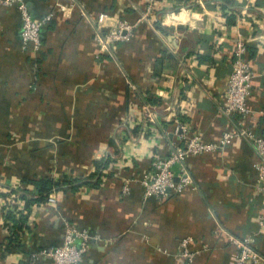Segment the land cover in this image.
<instances>
[{
    "label": "crops",
    "instance_id": "crops-1",
    "mask_svg": "<svg viewBox=\"0 0 264 264\" xmlns=\"http://www.w3.org/2000/svg\"><path fill=\"white\" fill-rule=\"evenodd\" d=\"M23 1L50 21L35 51L18 10L0 6V264H50L37 252L61 240L65 222L93 237L82 264H178L185 237L194 264H234L230 236L248 239L264 264L259 157L238 135H264V0ZM101 13L134 26L115 50L100 48ZM240 36L253 73L248 113L225 116L216 109ZM178 123L186 140L232 137L173 168L190 184L146 201L142 181L185 141ZM45 178L81 183L50 194L55 205L28 204L22 196L34 199ZM6 204L25 221L12 244Z\"/></svg>",
    "mask_w": 264,
    "mask_h": 264
},
{
    "label": "built area",
    "instance_id": "built-area-1",
    "mask_svg": "<svg viewBox=\"0 0 264 264\" xmlns=\"http://www.w3.org/2000/svg\"><path fill=\"white\" fill-rule=\"evenodd\" d=\"M0 6L5 8L15 7L18 10L21 17L20 36L22 42L24 44L32 43L34 50L39 51L42 45L41 32L49 24L50 16L36 18L23 0H0ZM152 11L153 7L149 4L145 16L147 17ZM133 29L134 26L126 21L114 22L108 14H99L96 20V37L101 50H115V42L126 40ZM247 49L248 44L243 40L242 36L238 37L233 49L234 60L228 77L227 91L223 101L216 109L225 116H244L248 113L246 101L250 95L253 73L249 62L246 60ZM147 116L149 122H156V114L148 113ZM178 126L182 129L181 137L185 141L182 144L177 143L166 158H158L155 162V171L152 177L142 181L144 188L143 198L146 201L160 202L168 197L170 192L180 191L184 186L190 184V177L184 172L183 176H180V182H177V176L173 168L184 164L191 155L212 152L224 147L232 137L228 134L224 135L219 145L204 142L199 135H194L186 140L187 128L180 123H178ZM238 135L250 140L255 146L259 157V163L256 167L257 182L264 193V136L256 135L250 130H241ZM128 190V186L123 189L125 194ZM12 199H16L18 203L20 202L19 197L15 198L13 196ZM45 203L55 205L54 195L48 196ZM6 208V211L14 214L16 219L21 217L22 212H18L19 210L14 209L10 204H6ZM92 238L88 232L79 230L65 222V232L61 240L56 245H49L39 250L37 257L48 259L50 264H82L89 251V244ZM229 239L236 248L234 264L259 263L260 257L248 239H240L234 236H230ZM192 243L193 239L191 237H185L180 240L178 264H194L199 252L191 249Z\"/></svg>",
    "mask_w": 264,
    "mask_h": 264
},
{
    "label": "trees",
    "instance_id": "trees-1",
    "mask_svg": "<svg viewBox=\"0 0 264 264\" xmlns=\"http://www.w3.org/2000/svg\"><path fill=\"white\" fill-rule=\"evenodd\" d=\"M261 136H264L263 134H260ZM99 167H103V165H98ZM77 183H81L80 180H70V181H62V182H55L51 179L45 178L36 182H33V185L35 186V193H36V197L33 199H29L26 196H22V198L28 203H42V202H46L47 197L52 194L55 190H59V189H64V187L66 185H71V184H76ZM7 219H9V221H12L13 224L12 226L9 228L10 231V236L8 238V242L9 244H12L14 242H17L18 240V232L20 230H22L23 228H25V221L22 220L21 218L16 219L14 214L9 213L7 215ZM16 220H21V221H16Z\"/></svg>",
    "mask_w": 264,
    "mask_h": 264
}]
</instances>
